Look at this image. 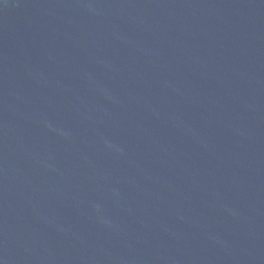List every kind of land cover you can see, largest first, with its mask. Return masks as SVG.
Masks as SVG:
<instances>
[{"label": "water", "instance_id": "95a60500", "mask_svg": "<svg viewBox=\"0 0 264 264\" xmlns=\"http://www.w3.org/2000/svg\"><path fill=\"white\" fill-rule=\"evenodd\" d=\"M0 264H264V0H0Z\"/></svg>", "mask_w": 264, "mask_h": 264}]
</instances>
